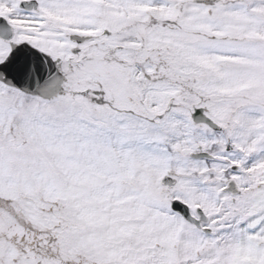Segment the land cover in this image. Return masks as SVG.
<instances>
[{"label":"snow or ice","instance_id":"6c2138e0","mask_svg":"<svg viewBox=\"0 0 264 264\" xmlns=\"http://www.w3.org/2000/svg\"><path fill=\"white\" fill-rule=\"evenodd\" d=\"M0 264H264V0H0Z\"/></svg>","mask_w":264,"mask_h":264}]
</instances>
